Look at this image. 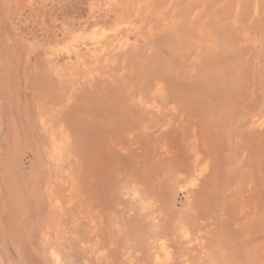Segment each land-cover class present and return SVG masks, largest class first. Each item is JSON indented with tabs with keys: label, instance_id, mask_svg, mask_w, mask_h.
I'll use <instances>...</instances> for the list:
<instances>
[{
	"label": "rangeland",
	"instance_id": "374dc122",
	"mask_svg": "<svg viewBox=\"0 0 264 264\" xmlns=\"http://www.w3.org/2000/svg\"><path fill=\"white\" fill-rule=\"evenodd\" d=\"M0 264H264V0H0Z\"/></svg>",
	"mask_w": 264,
	"mask_h": 264
}]
</instances>
